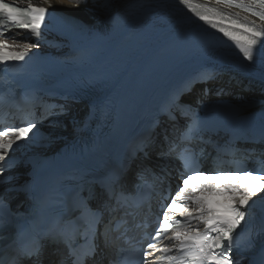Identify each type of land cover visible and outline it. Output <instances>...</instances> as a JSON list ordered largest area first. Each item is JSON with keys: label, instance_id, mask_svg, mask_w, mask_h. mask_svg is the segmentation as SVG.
<instances>
[{"label": "snow or ice", "instance_id": "snow-or-ice-1", "mask_svg": "<svg viewBox=\"0 0 264 264\" xmlns=\"http://www.w3.org/2000/svg\"><path fill=\"white\" fill-rule=\"evenodd\" d=\"M21 2L22 0H0V65L3 66L25 62L33 47H39L42 28L47 27L45 21L53 3L78 8L81 3H87V0H43V5L47 7L33 4L31 0H27L26 6L22 7ZM215 2L217 5L222 4L229 8L235 6L249 11L258 18L260 23L249 20L247 16L240 18L238 15L224 14L215 8L195 4L193 0H180V3L194 13L199 21L231 41L244 61L250 64L259 61L264 66V0H248L247 3H244V0H215ZM96 7L94 3L93 8ZM99 8L106 13H115L110 18L112 22L117 20L123 12V8L118 6V0H103ZM15 29L24 30L27 33L25 40L35 39L36 44L9 43V38H16ZM215 77L214 70L206 69L186 81L185 90L190 92L195 84H206ZM182 94H171L158 109V115H165L170 121L178 122V117L185 119V125L178 138L179 143L184 147L177 152V145L169 141L165 130L164 141L169 144V147L167 153H161V155L176 153V158L181 161L184 171L180 174L175 195L171 194L169 188V194L164 197L170 202L161 205V215L157 217V226L150 239L159 240L169 230L172 231L173 235L169 239L175 242L173 247L182 255H168L172 252V248L164 246L160 251L169 261L181 260L185 264H235L232 253L234 248H238L235 244L236 232L246 219L249 202L258 193L264 192V169L236 168L229 171L204 172L197 167L199 154L193 144L197 141L212 143L211 139L205 140L204 136L214 129L208 125L205 118L199 115L206 106L198 102L199 107L193 108L189 103H181L180 95ZM54 108H58L59 111L53 112ZM64 114L63 105H46L41 113V121L32 119L23 126L4 127L0 130V162H4L0 164V178H3L4 173L12 166L7 158L13 146L35 136L34 130L39 122L53 115ZM159 125L160 121L157 118L146 133L132 141L128 148V160L125 165L111 168L99 177L90 176L86 172L79 176L76 191L72 196V216L69 219L59 217L54 227L41 230L23 245L17 243L22 235L17 232L16 238L6 245L14 253L8 264H22L25 259L32 260V264H45L44 241L62 244L67 250L66 256L61 255L50 264H66L69 259L71 264H85L86 259L94 260L98 253L102 254L97 240L102 239L104 246L107 247L109 229L106 228L104 232L99 231L105 213L111 214L117 210L141 207L153 191L152 186L146 184L144 180L145 174L150 169L144 165L143 160L136 164V170L133 173L135 196L127 193L126 183L129 173L132 172V165L139 159L140 154L144 159L148 158L147 150L155 142L154 134ZM217 148L218 151L221 150L219 146ZM15 190L29 195L32 191L30 183L19 185ZM216 197L224 199L218 200ZM189 204L193 207L189 208L187 206ZM0 209H3L0 213V227L11 225L12 214L2 196H0ZM177 212L182 214V218H173ZM127 214L131 212L126 211ZM193 220L202 222L203 229L192 226ZM114 229L115 226H113ZM77 236L87 239L86 248L76 245ZM3 239L6 237H0V240ZM149 249L155 250V244L149 243L147 249L143 250L142 264H147L148 257L153 255V251ZM0 264H5L3 258H0ZM110 264L113 262L110 261Z\"/></svg>", "mask_w": 264, "mask_h": 264}, {"label": "bare ground", "instance_id": "bare-ground-1", "mask_svg": "<svg viewBox=\"0 0 264 264\" xmlns=\"http://www.w3.org/2000/svg\"><path fill=\"white\" fill-rule=\"evenodd\" d=\"M143 1L144 0H118V6L125 10L127 8H133ZM31 2L43 5V0H31ZM102 2L103 0H87V3H81L78 8L53 3L51 8L65 14L74 23L76 31H91L93 28L102 24L108 17L115 14L114 12L106 13L99 8V4ZM94 3L97 5L95 9L93 8ZM9 43L18 44L24 42L11 41ZM33 48H35V46ZM38 48L58 51L64 49L65 44L61 40H43V42L39 43ZM237 64V66L226 67V77H228L227 83L238 88H255L257 94L248 96L241 101H210L207 104V111L248 113L264 108V71L247 62L240 61V63Z\"/></svg>", "mask_w": 264, "mask_h": 264}, {"label": "water", "instance_id": "water-1", "mask_svg": "<svg viewBox=\"0 0 264 264\" xmlns=\"http://www.w3.org/2000/svg\"><path fill=\"white\" fill-rule=\"evenodd\" d=\"M95 204V203H94Z\"/></svg>", "mask_w": 264, "mask_h": 264}]
</instances>
